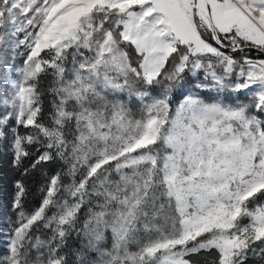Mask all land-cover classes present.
I'll use <instances>...</instances> for the list:
<instances>
[{"label": "snow or ice", "instance_id": "snow-or-ice-1", "mask_svg": "<svg viewBox=\"0 0 264 264\" xmlns=\"http://www.w3.org/2000/svg\"><path fill=\"white\" fill-rule=\"evenodd\" d=\"M0 141V264H264V0H0Z\"/></svg>", "mask_w": 264, "mask_h": 264}, {"label": "trees", "instance_id": "trees-1", "mask_svg": "<svg viewBox=\"0 0 264 264\" xmlns=\"http://www.w3.org/2000/svg\"><path fill=\"white\" fill-rule=\"evenodd\" d=\"M134 57V53H130ZM255 55V53H253ZM46 110H47V102H46ZM4 148H3V142H0V220L4 218V214L9 211V209L6 207L8 203L10 202L11 193H12V187H11V179L13 178V173L10 171V174L7 173L9 171V165H8V157L6 155H3ZM60 164L52 163L45 166V170L49 172H55L60 170ZM41 183V178L38 176L35 178L34 183L32 185L33 194L29 197L27 204H26V211H30L38 206L40 198L38 195V188L39 184ZM3 228V225L0 224V231ZM3 236H0V257L3 256L4 251V243L5 240L2 238ZM70 248L71 245H69ZM212 255L208 252H201L197 256L191 257V259L195 262V264H212ZM71 259V257L69 258ZM249 264H254V261L250 260Z\"/></svg>", "mask_w": 264, "mask_h": 264}, {"label": "rangeland", "instance_id": "rangeland-1", "mask_svg": "<svg viewBox=\"0 0 264 264\" xmlns=\"http://www.w3.org/2000/svg\"><path fill=\"white\" fill-rule=\"evenodd\" d=\"M17 62L19 63L20 61L18 60ZM241 99L244 100L245 102H247L246 98H245L243 95L241 96ZM0 142H1V141H0ZM7 173L10 174V171H7ZM38 195H39V193H38ZM39 198H40V196H39ZM84 211L86 212V211H87V208H85ZM82 215H83V213H82ZM1 231H3V228L1 229ZM2 238L5 240L4 237H2ZM79 243H80V241H77V240H76V237H75V234H74V233H73V234L69 237V239H68V245H71V247H73V249H74L76 246H78ZM5 251H6V245H5V243H4V251H3V255L5 254ZM70 260H74V257H71Z\"/></svg>", "mask_w": 264, "mask_h": 264}]
</instances>
